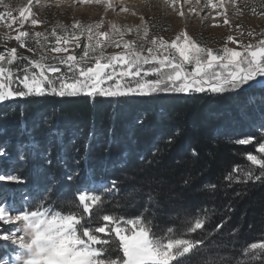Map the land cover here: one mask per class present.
I'll return each instance as SVG.
<instances>
[{
  "label": "trees",
  "instance_id": "1",
  "mask_svg": "<svg viewBox=\"0 0 264 264\" xmlns=\"http://www.w3.org/2000/svg\"><path fill=\"white\" fill-rule=\"evenodd\" d=\"M262 98L264 88L255 85L224 93L17 97L0 103V148L14 156L19 145L35 142L23 151L39 181H113L107 214L143 215L158 230L205 217L204 227L187 235L201 243L173 264H264L244 251L264 240V179L244 177L262 171L247 160L258 152L232 133L239 122L259 123ZM60 201L64 213L80 210L78 199Z\"/></svg>",
  "mask_w": 264,
  "mask_h": 264
},
{
  "label": "snow or ice",
  "instance_id": "2",
  "mask_svg": "<svg viewBox=\"0 0 264 264\" xmlns=\"http://www.w3.org/2000/svg\"><path fill=\"white\" fill-rule=\"evenodd\" d=\"M62 2L64 0H56L57 4ZM164 2L168 4L174 0ZM231 2L235 5L236 0ZM108 6L111 7L110 4ZM211 6L217 7L216 4ZM32 7V0H28L27 5L16 9L15 15L22 17L19 21L21 26L29 16H33L32 25L41 23L35 18ZM260 7L264 10V0H261ZM123 10L129 9L125 7ZM252 10L255 12V8ZM6 16L15 19L11 6H8ZM4 18L0 16V21ZM224 23H228L227 18ZM102 26L76 22L71 25V31L66 26H59L62 29L60 35H57L56 29L52 30L55 43L50 51L54 53H66L70 40L74 47H79L80 37L86 36L87 45L79 57L67 55L57 59L41 54L38 59H32L29 64L14 70L11 67L14 62L26 58L18 57L15 48L8 49L7 60L0 53V103L16 97L46 94L60 97H132L157 92L199 93L207 90L224 93L240 89L249 82H256L257 87L264 88V39L244 45L243 51L225 45L214 52L212 48L201 46L187 33L176 36L169 43L160 37L150 39L149 29L143 24L142 28L137 26L135 29L137 34L142 30L140 40H124V32H132L133 28L122 31L113 23L111 31H101ZM42 36L48 39L39 31L32 37L37 47H43L39 39ZM29 38L27 31H21L15 37L21 47ZM228 40L232 41L233 37L229 36ZM145 41L150 45L147 48L144 47ZM109 47L121 48V52L106 55L104 50ZM28 50L31 52L33 48ZM60 65L65 66V71L61 72ZM145 65L149 67L145 68ZM17 71L20 75H16ZM109 81L112 83L108 84ZM250 142L249 139L238 141L240 144ZM26 147L35 149L36 144L30 142L18 146L21 161L24 160L23 149ZM258 151L264 153V143L259 144ZM3 154L0 150V155ZM32 154L35 155V152ZM247 160L252 165H258L262 171L254 175L248 170L244 173L245 179H264V158L250 154ZM48 178L53 179L51 176ZM232 178L231 175L227 177L229 180ZM5 180L22 183L17 175H0V181ZM98 189L112 192L115 184L113 182L112 187H108V182L104 180L90 182L78 194L80 210L67 213L40 202L36 203L34 210H29L31 201L23 198L19 207L15 204L9 210L0 207V241L15 245L11 252L5 250V254L0 256V264H173L201 243L187 238V235L203 228L205 217L185 222L178 230L171 227L158 230L152 219H145L143 215L127 218L103 214V201L97 194ZM148 199L153 197L150 195ZM94 207L95 220L98 221L96 226L92 218ZM3 225L14 227L3 229ZM244 251L248 261L261 260L264 257V240L251 243Z\"/></svg>",
  "mask_w": 264,
  "mask_h": 264
},
{
  "label": "rangeland",
  "instance_id": "3",
  "mask_svg": "<svg viewBox=\"0 0 264 264\" xmlns=\"http://www.w3.org/2000/svg\"><path fill=\"white\" fill-rule=\"evenodd\" d=\"M32 3V12L41 23L32 25L30 21L33 16H29L28 21L21 26L19 21L22 17L15 15L16 9L21 5H27L28 0H0V16L5 17L3 21H0V53H3L7 60L8 49L15 48L18 57L23 56L26 58L24 61L14 62L11 66L14 70L29 64L32 59H38L41 54L57 59L67 55L79 57L81 50L87 45L86 36L80 37L79 47H74L73 42L70 40L66 53L50 51L55 43V37L51 36L52 30L56 29L57 35H60L62 29L59 26H66L71 31V25L76 22L82 25L102 24L101 31H111L113 23L122 31L129 27L133 28L132 32H124V40H140L143 34L142 30L137 34L135 29L137 26L142 28L143 24H146L150 39L160 37L171 43L176 36L187 33L201 46L212 48L214 52L222 49L225 45L233 47L237 51H243L244 45L248 43L255 44L260 39H264V10L260 7L261 0H236L235 5L231 0H211V3H209V0H174V2L168 4L164 0H99V2L97 0H64L59 4L56 3V0H32ZM109 4L111 7L108 6ZM212 4H216L217 7L213 8ZM220 4H223V7H219ZM8 6H11L15 16L14 20L6 16ZM125 7L129 10L124 11ZM253 8H255V12H253ZM141 17H143V21ZM225 18L228 20L227 24L224 23ZM9 24L11 25L10 28L8 27ZM21 31L29 32L30 36L29 39L25 40L23 47L15 39ZM37 31L48 37L47 40L43 36L39 38L43 47H37L34 39H32ZM250 32L252 33L251 36L249 35ZM8 36L11 39H6ZM229 36L233 37L232 41L228 40ZM117 39L120 38L117 37ZM149 46L145 41L144 47ZM29 47H32L33 51L29 52ZM104 51L106 55L118 54L121 52V48L109 47ZM145 54L147 55L146 52ZM147 67L149 65H145V68ZM60 68L61 72L65 71L64 65H60ZM16 75H20V72L17 71ZM56 75H59V73ZM107 83L111 84L112 82ZM251 85L256 86V82H249V85L245 86ZM262 99V105L264 106V98ZM11 100H15V98ZM258 106L260 107V105ZM258 118L259 123L256 125L253 123L252 128H248L247 125L241 124V122L239 124L235 123L232 133L237 142L242 139H249L255 144L258 158H264V153L258 151L259 144L264 143V110L259 112ZM0 150L4 153L0 155V175H17L22 181V183L7 180L0 181V207L6 210H9L13 204L19 207L22 198L31 201L29 210H34L37 202L59 210L57 207H61L60 200L63 197L68 203H74L75 199H78V194L86 186L82 185L80 181L78 183H64L60 179L39 181V176L34 175L38 172L28 168L25 153L24 160L21 161L19 150L15 152L14 156L3 148H0ZM106 182H108V187H112L113 181ZM116 190L117 185L115 184L114 191L105 192L98 189L97 194L101 195L104 202L107 194H114ZM54 197L57 198L53 203L52 199ZM139 201L142 200L135 203ZM103 214L107 213L103 212ZM95 217L96 208L94 207L92 213L94 226L98 223ZM125 217L134 218L128 215ZM13 227V225L2 226L3 229H12ZM101 236L103 238V234ZM14 247L15 245L10 242L0 241V256L5 254V250L11 252Z\"/></svg>",
  "mask_w": 264,
  "mask_h": 264
}]
</instances>
